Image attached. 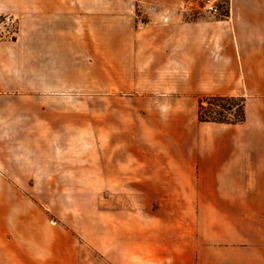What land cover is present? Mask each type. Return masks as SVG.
<instances>
[{
    "label": "crops",
    "instance_id": "obj_1",
    "mask_svg": "<svg viewBox=\"0 0 264 264\" xmlns=\"http://www.w3.org/2000/svg\"><path fill=\"white\" fill-rule=\"evenodd\" d=\"M138 1L148 19L127 47L125 80L109 87L141 93L151 138L163 140L142 155L149 185L264 187V0H227V14L215 17L181 9L179 0ZM85 7L86 0H0V16L12 15L18 25L14 41L0 40V173L7 156L21 154L23 110L38 108L36 93L61 87L48 76L55 61L69 64L63 30L85 28ZM88 87L102 85L95 78ZM205 95L244 96L245 120L199 122L198 98ZM15 186L0 174V188ZM163 200L168 206L143 218L136 243L133 232L124 245L100 239L99 251L109 247L104 264H264V228L206 235L192 206L206 201ZM40 215L39 223L7 215L0 196V264H55L53 227ZM63 253V262L77 264L73 244Z\"/></svg>",
    "mask_w": 264,
    "mask_h": 264
},
{
    "label": "rangeland",
    "instance_id": "obj_2",
    "mask_svg": "<svg viewBox=\"0 0 264 264\" xmlns=\"http://www.w3.org/2000/svg\"><path fill=\"white\" fill-rule=\"evenodd\" d=\"M131 1L86 0L85 28L63 30V36L69 31V64L55 61L53 74L48 76L49 82L61 87L36 93L42 105L23 110L22 124L17 127L21 154L7 156L5 171L0 173L16 185L0 188L7 215L31 217L39 223L43 214L53 227L55 264H66L63 251L69 244L76 249L77 264L109 261L105 257L109 247L102 252L96 247L100 239L124 245L126 234L133 232L136 243L143 218L163 211L167 195L206 201L192 205L206 235L219 236L223 228L230 229L231 235L232 230L264 228V187L149 185L142 155L154 153L163 140L151 138L154 135L146 126L151 121L149 108L141 93L133 92V87H109L125 80L127 47L148 19L140 2ZM198 2L179 0L178 5L194 15L207 16L198 10ZM217 3L219 16L226 15L228 1ZM14 21L13 28L0 23V40L16 39ZM9 30L14 35L6 33ZM95 78L102 87H88ZM75 84L87 87H68ZM239 97L245 106V97Z\"/></svg>",
    "mask_w": 264,
    "mask_h": 264
},
{
    "label": "trees",
    "instance_id": "obj_3",
    "mask_svg": "<svg viewBox=\"0 0 264 264\" xmlns=\"http://www.w3.org/2000/svg\"><path fill=\"white\" fill-rule=\"evenodd\" d=\"M203 102L205 105L202 104ZM197 117L199 122L242 123L245 120L244 99L239 96H200Z\"/></svg>",
    "mask_w": 264,
    "mask_h": 264
},
{
    "label": "built area",
    "instance_id": "obj_4",
    "mask_svg": "<svg viewBox=\"0 0 264 264\" xmlns=\"http://www.w3.org/2000/svg\"><path fill=\"white\" fill-rule=\"evenodd\" d=\"M197 8L200 12L210 17L220 15L217 0H199ZM182 9L186 8L182 7ZM14 22V17L10 15L0 16V23L6 27L13 28L15 24ZM6 33H8L10 36L14 35L13 30L6 31Z\"/></svg>",
    "mask_w": 264,
    "mask_h": 264
}]
</instances>
